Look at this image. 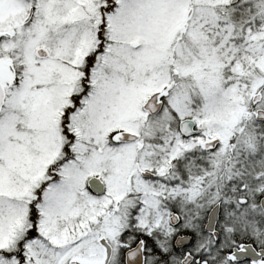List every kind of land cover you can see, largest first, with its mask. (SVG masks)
<instances>
[{"label":"snow or ice","instance_id":"snow-or-ice-1","mask_svg":"<svg viewBox=\"0 0 264 264\" xmlns=\"http://www.w3.org/2000/svg\"><path fill=\"white\" fill-rule=\"evenodd\" d=\"M0 264H264V0H0Z\"/></svg>","mask_w":264,"mask_h":264}]
</instances>
